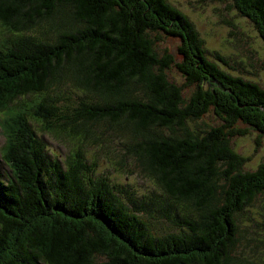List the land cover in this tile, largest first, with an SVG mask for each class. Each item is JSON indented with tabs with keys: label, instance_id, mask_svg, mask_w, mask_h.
<instances>
[{
	"label": "trees",
	"instance_id": "obj_1",
	"mask_svg": "<svg viewBox=\"0 0 264 264\" xmlns=\"http://www.w3.org/2000/svg\"><path fill=\"white\" fill-rule=\"evenodd\" d=\"M232 2L264 41V0ZM228 59L169 0H0V264H264V158L233 143L264 145V88ZM114 134L108 162L157 190L97 172L87 147Z\"/></svg>",
	"mask_w": 264,
	"mask_h": 264
},
{
	"label": "rangeland",
	"instance_id": "obj_2",
	"mask_svg": "<svg viewBox=\"0 0 264 264\" xmlns=\"http://www.w3.org/2000/svg\"><path fill=\"white\" fill-rule=\"evenodd\" d=\"M172 4L177 6L180 10L184 11L192 22L195 24L200 36L205 41L207 49L219 51L226 55L232 66H238V71L235 69L231 71L234 74L242 75L245 78L258 82L264 88V41L258 34L253 24L249 19L243 18L233 8L232 0H169ZM178 40L167 39L163 42L157 43V50L164 54L167 49L180 61L177 53ZM169 79L179 85H183L185 79L183 74L176 68L167 70ZM194 90V86H188L184 89V94L189 97ZM26 103H23L21 108H34L35 102L24 98ZM205 121L215 123L217 120L213 115L206 116ZM38 133L46 141L48 149L60 159L64 160L72 149L71 143L62 138H57L40 131ZM256 133H252L247 137H239L234 140L235 145L240 146L241 153L249 156L250 161L247 170H253L264 158V145L257 147L255 139ZM107 143L96 146V148L87 147V158L91 163H96V170L100 175L109 177L113 182L122 184L125 188L136 190L139 193H147L157 190L154 181L145 177L135 168V161L129 159L126 167V172H120L114 168L107 160V155L104 150L107 145L115 148L116 144H122V137L114 134L112 138L107 137ZM5 142L1 128H0V145ZM89 146V145H88ZM94 147V146H93ZM257 148V149H256ZM117 149V148H116ZM2 178L7 181L8 174L10 173L8 167L1 163ZM134 170L133 174L130 172ZM129 173V174H128ZM257 218H262L257 215ZM247 229H250L253 224L247 221L244 224ZM160 231L174 232L177 226H172V229L167 228L164 223L158 224Z\"/></svg>",
	"mask_w": 264,
	"mask_h": 264
}]
</instances>
